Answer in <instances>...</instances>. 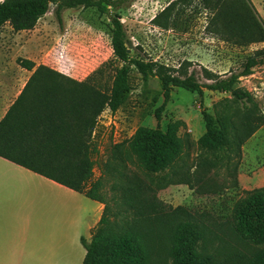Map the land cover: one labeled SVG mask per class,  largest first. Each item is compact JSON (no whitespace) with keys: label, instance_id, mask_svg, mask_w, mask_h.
Listing matches in <instances>:
<instances>
[{"label":"trees","instance_id":"obj_1","mask_svg":"<svg viewBox=\"0 0 264 264\" xmlns=\"http://www.w3.org/2000/svg\"><path fill=\"white\" fill-rule=\"evenodd\" d=\"M201 1L213 12L208 29L215 36L237 45L264 43V21L252 0ZM126 2L0 1V28L9 22L17 32L34 29L52 5L60 25L62 13L67 9L95 8L110 19L113 62L116 65H113L112 84L108 91L96 78L103 72L101 69L84 81H77L47 65H37L31 59L18 57V64L33 72L0 121L1 157L101 203H104L102 182L93 178L94 155L98 149L92 135L101 113L106 108L115 112L123 103L132 88L133 69L144 81L157 77L165 89L166 98L173 87L188 90L201 99L205 90L232 94L228 106L238 114L231 123V145L235 147L238 159L241 158L242 145L264 125V113L255 97L249 90L238 86L242 77L251 75L256 66L264 64V48L248 55L239 71L232 69L222 75L203 67L202 75L206 81H202L197 72L188 71L186 64L176 71L153 59L131 54L129 36L117 13ZM177 3L175 1L173 5ZM203 114L207 132L200 139L201 147L206 151H224L227 141L221 127L216 125L211 114L206 111ZM130 146L135 152L144 151L151 157L154 167L162 169L165 165L163 154L168 149H178L180 139L175 131L164 132L142 126L131 139ZM215 167L206 159L185 162L173 169L169 180L171 184H185L200 193H215L220 187L212 179ZM234 183L238 184L237 180ZM125 191L135 211V231L129 234L127 244H115L112 238L109 239L112 246L105 247L108 234L103 214L92 230L91 239H81L86 249L84 264H112L111 259L117 255L124 256L123 264H147L144 239L154 230H140L143 224L153 225L150 227L157 232L168 229L173 264H264V248L258 249L250 244V241L264 243V187L244 191L245 196L236 202L234 216L240 223L238 230L233 229L230 222L208 227L205 214L193 213L183 206H164L153 194L155 189L151 183L139 174L129 179ZM180 219L185 221L175 229L174 225Z\"/></svg>","mask_w":264,"mask_h":264},{"label":"rangeland","instance_id":"obj_2","mask_svg":"<svg viewBox=\"0 0 264 264\" xmlns=\"http://www.w3.org/2000/svg\"><path fill=\"white\" fill-rule=\"evenodd\" d=\"M175 1L178 3L173 5ZM252 1L264 21V0ZM54 10L52 5L33 30L17 32L9 22L0 28V48L8 49H0V74L2 71L12 74L18 57L58 66L77 81H84L101 69L103 72L96 78L108 91L116 65L110 19L95 8L67 9L62 13L60 25ZM117 13L129 36L128 46L133 56L153 59L176 71L186 64L188 71L197 72L202 81H206L203 67L222 75L232 69L239 71L248 55L264 48L261 42L237 45L215 36L208 29L213 12L201 0H127ZM131 86L117 111L106 108L101 113L92 135L98 149L94 155L93 178L102 182L107 223L108 241L104 246L111 247L112 238L115 244H127L129 234L136 229L135 211L125 191L135 174L151 183L153 194L164 206H183L193 213L205 214L208 227L230 222L238 230L240 223L234 216L236 202L245 196L244 191L264 187V125L242 145L238 159L231 145V123L238 114L228 106L232 94L205 90L201 99L195 93L173 87L166 98L157 77L144 81L136 69L131 72ZM238 86L253 94L264 113V64L242 77ZM204 111L221 127L227 141L224 151H206L201 147L200 139L207 132ZM142 126L175 131L180 139L178 149H168L163 154L162 169H156L144 151L135 152L130 146ZM203 159L216 166L212 179L220 185L217 192L200 193L188 185L170 183L174 168ZM184 221L178 220L174 228ZM150 226L153 225L143 224L140 229L154 230L144 239L147 264H173L168 229L157 232ZM250 244L264 248V243L250 241ZM123 261V255L111 259L112 264Z\"/></svg>","mask_w":264,"mask_h":264},{"label":"crops","instance_id":"obj_3","mask_svg":"<svg viewBox=\"0 0 264 264\" xmlns=\"http://www.w3.org/2000/svg\"><path fill=\"white\" fill-rule=\"evenodd\" d=\"M32 72L18 63L12 74L1 72L0 121ZM104 210L100 201L0 156V264H84L81 239H91Z\"/></svg>","mask_w":264,"mask_h":264},{"label":"built area","instance_id":"obj_4","mask_svg":"<svg viewBox=\"0 0 264 264\" xmlns=\"http://www.w3.org/2000/svg\"><path fill=\"white\" fill-rule=\"evenodd\" d=\"M110 110V109H109Z\"/></svg>","mask_w":264,"mask_h":264}]
</instances>
